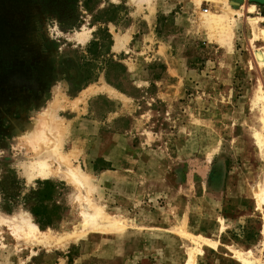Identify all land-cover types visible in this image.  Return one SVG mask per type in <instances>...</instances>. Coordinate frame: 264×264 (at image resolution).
I'll return each instance as SVG.
<instances>
[{
    "label": "rangeland",
    "instance_id": "rangeland-1",
    "mask_svg": "<svg viewBox=\"0 0 264 264\" xmlns=\"http://www.w3.org/2000/svg\"><path fill=\"white\" fill-rule=\"evenodd\" d=\"M225 1L0 0V214L28 213L56 238L77 230L87 197L117 224L59 245L17 241L2 222L0 264H184L181 231L211 239L195 264H241L237 251L264 264V67L249 66L246 20L264 2L230 4L229 46L205 19ZM53 149L87 173L88 193L62 173L29 177L38 158L59 165ZM39 198L51 225L30 212Z\"/></svg>",
    "mask_w": 264,
    "mask_h": 264
},
{
    "label": "bare ground",
    "instance_id": "bare-ground-1",
    "mask_svg": "<svg viewBox=\"0 0 264 264\" xmlns=\"http://www.w3.org/2000/svg\"><path fill=\"white\" fill-rule=\"evenodd\" d=\"M237 1L226 0L223 3V6L221 7L223 10H220L219 12H210L209 14H206V18H205L208 24L212 23L218 26L217 29L220 32L221 39L227 45L229 44V38L231 36L232 30H231L230 24H228L226 20V11L238 12V10L235 9V7L230 6V4L238 6L239 3ZM254 9H255V6L253 4H248L245 7V10L247 12L249 11L250 13L253 12ZM246 20L251 23L250 29H252V32H251L252 36L250 38V43H251V48L253 49H252V59L251 61H249V66L252 67L254 65L257 68H262L264 67V48H255L254 41L256 37L258 36H260L261 39L264 40V26H262L261 28H258L254 23L259 22V21L264 22V16L247 15ZM73 36L77 38L79 41H81L84 39L85 34L83 32H75ZM254 96H255L254 103L257 107H259L260 115H259V129L254 130L253 138L256 143V146L259 147L258 150H260L261 152H264V104H262V102H264V89L260 87V84H258V87H256ZM33 135L37 136L35 134ZM42 135L43 133L40 134V136ZM52 147H58V146L57 144H55ZM53 156H55L56 159H58V163L60 166H62L61 163H64L66 165V167L64 165V167L66 168L65 170H63L59 165L55 169H51L48 162L46 161V158H38L34 161H31L27 167V174H29V177L39 176V177L44 178L50 174L57 175L59 173H62L70 181H72L75 185L82 188L85 191L84 193H88L92 187V184L90 181V177H88L87 173L78 169L77 167L69 166L68 165V155H64L58 152V150L56 149H53ZM85 198H86V200H84L85 203L82 205L80 209L79 215L81 217L80 218L81 220H80V225L77 228V230L60 235L56 238H52L50 235H48L44 231H41L37 227V225L31 221L30 219L31 217L28 213L26 214L17 213L13 215L0 214V224L4 222L8 226L11 236L13 235L17 241L21 240L24 242H28V244H31V243L32 244H38V243L50 244V243L55 242L57 244L59 243V245L61 243L63 244V242H66L68 240H76L78 238L85 237L89 232H92L96 229L98 230L103 229V227H106L107 225L111 226L114 224L106 220L107 216H105L104 212L102 211L100 207L94 205L93 202H91V200L87 199V197ZM255 200H256L257 207L260 208L262 205H264V188H262L261 185H259L257 192H255ZM119 225L121 226V224ZM114 226H117V224H114ZM122 228H123V225H122ZM222 228H223V225L221 229ZM181 233H184L185 235H187L193 243L191 246L188 245L186 249L187 256H186L184 264H195L194 263V252L195 251L202 252V250L199 248L200 247L199 245L201 243H205L209 245L211 243L210 242L211 240L208 237H204L202 235H194V234L187 233L184 231H181ZM234 257H236L241 264H260L258 259L251 256L250 251L234 252Z\"/></svg>",
    "mask_w": 264,
    "mask_h": 264
},
{
    "label": "trees",
    "instance_id": "trees-1",
    "mask_svg": "<svg viewBox=\"0 0 264 264\" xmlns=\"http://www.w3.org/2000/svg\"><path fill=\"white\" fill-rule=\"evenodd\" d=\"M262 2H264V0H262ZM71 5H73V4H71ZM46 10L49 11V9H46ZM72 15H74V13ZM60 22H61V24H72L73 21H69V19L67 17H65L64 19H61V17H60ZM103 34H104L103 38H106V40H107V45L108 44L110 45V42H111L110 35L106 32H103ZM95 44H96V42L93 41L91 45H95ZM84 72L85 73H84V76H82V80L84 82L89 81V79H91V77L88 74V70H84ZM72 91H74V89ZM42 200H43L42 198H39L38 202H35L33 205H31L29 207V209H30V212L32 213V215L35 217L37 223H39L41 226H48V225H51L53 223L52 215L38 213V211H37V208L41 206Z\"/></svg>",
    "mask_w": 264,
    "mask_h": 264
},
{
    "label": "crops",
    "instance_id": "crops-1",
    "mask_svg": "<svg viewBox=\"0 0 264 264\" xmlns=\"http://www.w3.org/2000/svg\"><path fill=\"white\" fill-rule=\"evenodd\" d=\"M211 240V239H210Z\"/></svg>",
    "mask_w": 264,
    "mask_h": 264
}]
</instances>
